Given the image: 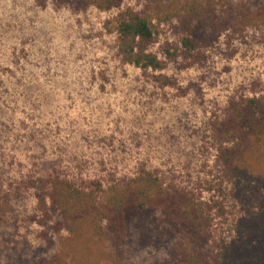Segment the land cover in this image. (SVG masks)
I'll return each mask as SVG.
<instances>
[{
    "label": "rangeland",
    "instance_id": "obj_1",
    "mask_svg": "<svg viewBox=\"0 0 264 264\" xmlns=\"http://www.w3.org/2000/svg\"><path fill=\"white\" fill-rule=\"evenodd\" d=\"M117 12L0 0V185L15 193L27 178L52 171L107 183L147 167L206 201L224 203L228 214L215 220L214 236L235 240L234 222L256 213L258 203L241 204L230 190L206 191L215 180L211 126L231 100L264 93V29L224 36L191 69L169 63L156 74L172 78L175 84L166 86L122 62L113 33ZM175 40L162 28L152 49L160 53ZM34 207V195L23 192L13 204L16 216L0 223V264H22L11 253L20 240L35 250L45 245L42 229L27 222ZM56 238L50 255L62 252ZM63 254L68 264H112ZM164 255L163 248H145L123 264H154Z\"/></svg>",
    "mask_w": 264,
    "mask_h": 264
},
{
    "label": "trees",
    "instance_id": "obj_2",
    "mask_svg": "<svg viewBox=\"0 0 264 264\" xmlns=\"http://www.w3.org/2000/svg\"><path fill=\"white\" fill-rule=\"evenodd\" d=\"M35 2L75 13L117 10L113 33L122 62L152 73L166 86L175 84L172 78L156 74L169 63L191 69L224 36L264 29V0H142L139 8L124 7L125 0ZM165 27L176 40L166 41L156 53L152 47ZM211 138L215 180L207 183L206 191L224 195L230 190V198L241 204L258 203L256 213L234 222L235 240L217 241L214 236L215 220L228 214L224 203L206 201L159 170L140 167L132 177L107 183L52 171L27 178L15 193H5L0 185V223L6 225V217L15 213L13 204L23 192L32 193L35 207L27 222L42 229L45 243L35 250L20 240L11 251L15 261L68 264L67 252L123 264L145 248H163L165 255L155 257L154 264H264V93L231 100L212 123ZM55 237L62 241V252L50 255Z\"/></svg>",
    "mask_w": 264,
    "mask_h": 264
}]
</instances>
